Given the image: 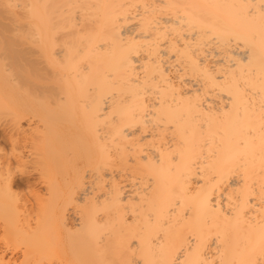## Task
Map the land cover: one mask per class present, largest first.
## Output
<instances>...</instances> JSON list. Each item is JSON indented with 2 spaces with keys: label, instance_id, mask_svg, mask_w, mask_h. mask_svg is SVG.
Instances as JSON below:
<instances>
[{
  "label": "bare ground",
  "instance_id": "6f19581e",
  "mask_svg": "<svg viewBox=\"0 0 264 264\" xmlns=\"http://www.w3.org/2000/svg\"><path fill=\"white\" fill-rule=\"evenodd\" d=\"M0 62V264H264V0H0Z\"/></svg>",
  "mask_w": 264,
  "mask_h": 264
},
{
  "label": "rangeland",
  "instance_id": "374dc122",
  "mask_svg": "<svg viewBox=\"0 0 264 264\" xmlns=\"http://www.w3.org/2000/svg\"><path fill=\"white\" fill-rule=\"evenodd\" d=\"M2 62V61H1ZM0 62V63H1ZM5 62H10V59H6L5 60ZM6 63V64H7ZM12 63V62H11ZM11 63L9 64V65H11ZM8 66V65H7ZM10 67V66H9ZM10 69H13V66H12V68H8V72L9 73H13V70L11 71ZM2 72H1V68H0V74H1ZM3 74V73H2ZM6 105L7 106H14V104L13 103H6ZM13 112H11V110H9V109H1L0 110V127H2V126H5V125H10V124H12L13 122H14V120H15V118H14V115L12 114ZM26 122V121H25ZM25 122H24V124H25ZM66 125H68V123H65V127H67ZM69 127H70V125H69ZM9 142V143H8ZM7 143H5V141H1L0 142V145L1 146H3V147H5V151L6 152H11V143H10V141H8ZM16 163L15 162H13L12 163V166L13 167H16ZM65 170V169H64ZM61 172V171H60ZM61 174V173H60ZM58 176H60L59 174H57ZM42 186V185H41ZM39 188H42V187H40V185L38 186ZM30 188H32V187H30ZM29 187H27V186H25V185H22L21 187H18V189H17V191H18V193H20V194H18L19 196V204H20V209H22L20 212H21V215H22V218H23V215H24V218L26 219V218H29V219H27V220H30L31 218H33V215L32 214H34V213H32V207H33V203L34 202H36L37 201V195L40 193V190L38 189V190H35V189H30ZM19 190H20V192H19ZM3 203H4V201H2ZM6 210H8V214H6L7 213V211ZM4 214H5V217H9V216H11L10 218L11 219H13L14 218V213H13V210H12V208H9V207H6L5 209H4ZM13 213V214H12ZM77 214V213H76ZM10 218H7L8 220H11ZM14 220V219H13ZM31 220H33V219H31ZM11 222V221H10ZM12 222H14V221H12ZM13 224V223H12ZM11 225V224H10ZM14 227V226H13ZM9 228H11V227H9ZM8 228V229H9ZM8 232H10V229L9 230H7ZM7 232V233H8ZM5 233V231H3L2 230V228L0 227V248H4V247H2V246H4V245H7V244H5L4 242L6 241V239H7V237H8V239L10 238V240L9 241H13L14 240V244H15V246H16V249H17V246L19 245V244H21V241H22V237L20 236V238H19V236H18V238L20 239L19 241H20V243H19V241H18V238L17 239H14V238H16V237H13L12 235H6V233ZM11 234V233H10ZM6 236V237H5ZM13 238H11V237ZM8 239H7V242H8ZM12 239V240H11ZM18 241V243H17V241ZM6 242V243H7ZM25 242V241H24ZM10 243H12V242H10ZM23 243V242H22ZM24 244V243H23ZM22 245V244H21ZM23 246V245H22ZM22 246H18L19 248L17 249V252L15 253V254H13V257L14 258H16L17 256H19L20 255V253H19V251H22V249L24 248V247H22ZM12 247V246H11ZM20 248H22V249H20ZM9 256H11V253H9L8 254V256H7V258L9 257Z\"/></svg>",
  "mask_w": 264,
  "mask_h": 264
}]
</instances>
